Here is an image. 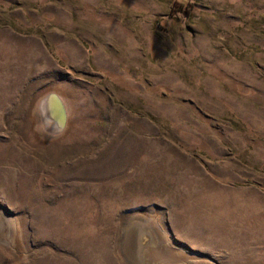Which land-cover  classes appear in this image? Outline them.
I'll list each match as a JSON object with an SVG mask.
<instances>
[{
  "label": "rangeland",
  "instance_id": "rangeland-1",
  "mask_svg": "<svg viewBox=\"0 0 264 264\" xmlns=\"http://www.w3.org/2000/svg\"><path fill=\"white\" fill-rule=\"evenodd\" d=\"M0 264H264V0H0Z\"/></svg>",
  "mask_w": 264,
  "mask_h": 264
},
{
  "label": "water",
  "instance_id": "water-1",
  "mask_svg": "<svg viewBox=\"0 0 264 264\" xmlns=\"http://www.w3.org/2000/svg\"><path fill=\"white\" fill-rule=\"evenodd\" d=\"M48 101L51 105V109H52V116L53 118H55L57 124H56V130L57 131L59 128H61V126L63 125L64 121H65V113H64V108L62 105V102L60 100V98L58 97L57 94L55 93H50L48 95H46L41 101ZM41 104V103H40ZM61 116H63L64 118H61ZM47 119H50L49 116L46 117Z\"/></svg>",
  "mask_w": 264,
  "mask_h": 264
},
{
  "label": "bare ground",
  "instance_id": "bare-ground-1",
  "mask_svg": "<svg viewBox=\"0 0 264 264\" xmlns=\"http://www.w3.org/2000/svg\"><path fill=\"white\" fill-rule=\"evenodd\" d=\"M40 111H41V116L43 119L44 124L47 126V130H56V120L55 118L51 117L52 116V109H51V105L50 103L46 100V101H41L40 104ZM49 116L50 119H47L46 117ZM61 118H64L63 116H61ZM60 131V130H59Z\"/></svg>",
  "mask_w": 264,
  "mask_h": 264
}]
</instances>
